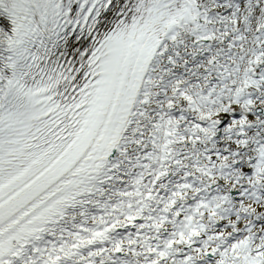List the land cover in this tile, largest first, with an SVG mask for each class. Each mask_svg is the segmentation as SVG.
I'll return each mask as SVG.
<instances>
[{
    "label": "snow or ice",
    "instance_id": "obj_1",
    "mask_svg": "<svg viewBox=\"0 0 264 264\" xmlns=\"http://www.w3.org/2000/svg\"><path fill=\"white\" fill-rule=\"evenodd\" d=\"M0 264H264V0H0Z\"/></svg>",
    "mask_w": 264,
    "mask_h": 264
}]
</instances>
